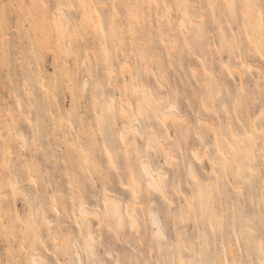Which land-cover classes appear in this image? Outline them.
Segmentation results:
<instances>
[{
	"label": "rangeland",
	"instance_id": "374dc122",
	"mask_svg": "<svg viewBox=\"0 0 264 264\" xmlns=\"http://www.w3.org/2000/svg\"><path fill=\"white\" fill-rule=\"evenodd\" d=\"M41 256L264 264V0H0V264Z\"/></svg>",
	"mask_w": 264,
	"mask_h": 264
},
{
	"label": "bare ground",
	"instance_id": "6f19581e",
	"mask_svg": "<svg viewBox=\"0 0 264 264\" xmlns=\"http://www.w3.org/2000/svg\"><path fill=\"white\" fill-rule=\"evenodd\" d=\"M45 3V2H44ZM46 7V6H45ZM62 9V8H61ZM60 9V11H63V10H61ZM65 13V12H64ZM64 16H65V14H63ZM184 15L187 17H189V13H188V11L185 9L184 10ZM67 16V15H66ZM57 17V16H56ZM61 17H62V14H61ZM68 17V16H67ZM67 17H66V20L68 21L69 20V17H68V19H67ZM55 18V17H54ZM56 20V19H55ZM63 20H65V19H63ZM65 20V21H66ZM70 21V20H69ZM69 21H68V23H69ZM58 31V30H57ZM56 31V32H57ZM63 31V30H62ZM59 32H60V30H59ZM64 32V31H63ZM61 35L63 34V35H65L64 33H60ZM58 36H59V34H57ZM59 36V37H61V38H63L62 36ZM60 39V38H59ZM60 42H61V39H60ZM61 44V43H60ZM62 45V44H61ZM67 49H68V47H67ZM68 51H69V49H68ZM67 53H69V52H67ZM161 121L163 122V123H166V124H168L169 126H171V127H173V126H175V125H178V123H179V121H181V122H184V120H181V118H180V116L176 113V112H174V111H170V112H167V113H164L163 114V117L161 118ZM136 129H138V128H136ZM135 129V130H136ZM134 132V131H133ZM137 132H139V130H137ZM142 133H140V135H141ZM194 154H195V156H196V158H198L199 156H198V153L197 152H194ZM200 158V157H199ZM200 160V159H199ZM143 171H144V173L147 175V178H148V182H149V187L151 188V189H153V190H155V191H157V192H160L161 194L162 193H164V189H163V186H162V183H161V176H159V175H156V174H154L151 170H150V168H149V166L147 165V163H143ZM19 192H23V190H20V188H19ZM104 203H105V206L107 207V211H108V213L109 214H111V215H113V216H115V217H118V221H119V224H121V205H120V201L117 199V198H115V197H113V196H109V195H106L105 194V196H104ZM83 214L84 215H97L95 212H90L89 210H86V209H84L83 211ZM126 214L132 219V221H133V223L135 224L136 223V220H135V214H134V212H133V210H131V209H129L128 207L126 208ZM92 217V216H91ZM97 217V216H96ZM45 221L47 222V223H50V220H49V218L46 216L45 217ZM156 224H157V222H156ZM49 225V224H48ZM158 230L160 231V228H159V226H158ZM88 247L90 248L91 247V243H88ZM78 254V256H79V258H80V261H81V257H80V255H79V253H77ZM45 260V259H44ZM33 262H35L36 264H45L46 263V261H43V259H42V256L41 257H35L34 258V260H33ZM47 264V263H46Z\"/></svg>",
	"mask_w": 264,
	"mask_h": 264
},
{
	"label": "snow or ice",
	"instance_id": "6c2138e0",
	"mask_svg": "<svg viewBox=\"0 0 264 264\" xmlns=\"http://www.w3.org/2000/svg\"><path fill=\"white\" fill-rule=\"evenodd\" d=\"M98 264H103V262H98Z\"/></svg>",
	"mask_w": 264,
	"mask_h": 264
}]
</instances>
